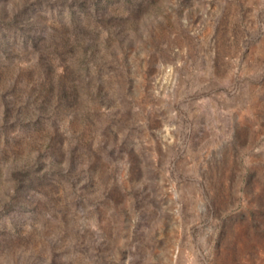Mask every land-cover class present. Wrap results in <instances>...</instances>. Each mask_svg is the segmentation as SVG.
<instances>
[{
	"label": "rangeland",
	"instance_id": "rangeland-1",
	"mask_svg": "<svg viewBox=\"0 0 264 264\" xmlns=\"http://www.w3.org/2000/svg\"><path fill=\"white\" fill-rule=\"evenodd\" d=\"M0 264H264V0H0Z\"/></svg>",
	"mask_w": 264,
	"mask_h": 264
}]
</instances>
